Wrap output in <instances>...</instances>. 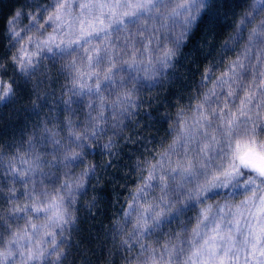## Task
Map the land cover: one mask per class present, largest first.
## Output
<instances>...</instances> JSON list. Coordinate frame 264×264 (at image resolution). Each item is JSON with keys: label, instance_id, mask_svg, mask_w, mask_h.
<instances>
[{"label": "clouds", "instance_id": "obj_1", "mask_svg": "<svg viewBox=\"0 0 264 264\" xmlns=\"http://www.w3.org/2000/svg\"><path fill=\"white\" fill-rule=\"evenodd\" d=\"M0 264H264V0H0Z\"/></svg>", "mask_w": 264, "mask_h": 264}]
</instances>
